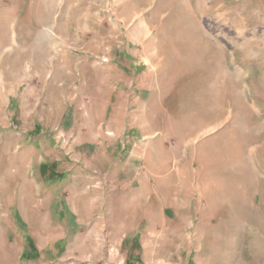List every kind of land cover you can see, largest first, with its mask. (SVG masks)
<instances>
[{"label": "rangeland", "instance_id": "rangeland-1", "mask_svg": "<svg viewBox=\"0 0 264 264\" xmlns=\"http://www.w3.org/2000/svg\"><path fill=\"white\" fill-rule=\"evenodd\" d=\"M0 264H264V0H0Z\"/></svg>", "mask_w": 264, "mask_h": 264}]
</instances>
